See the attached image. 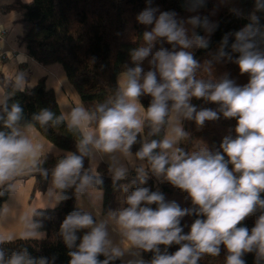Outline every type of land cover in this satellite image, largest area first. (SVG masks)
<instances>
[{
  "label": "clouds",
  "instance_id": "clouds-1",
  "mask_svg": "<svg viewBox=\"0 0 264 264\" xmlns=\"http://www.w3.org/2000/svg\"><path fill=\"white\" fill-rule=\"evenodd\" d=\"M147 2L151 5L152 0ZM205 2L186 0L187 10L198 12ZM230 11L243 16L239 9ZM258 12H264V0H254L249 22L235 33H226L212 58L201 63L195 50L209 48L218 22L198 14L180 19L175 11L146 7L136 19L151 28L130 50L134 66H124L116 89L106 98L92 106L81 102L66 113L44 108L26 120L21 104L9 103L15 92L31 87L27 72L17 70L9 82L13 91L0 94V197L17 200L26 177L39 174L48 179L49 170L43 165L53 145L46 150L32 135L37 125L44 131L63 127L75 139L76 151L56 160L47 203L19 217L20 234H0V264H54L55 256L51 260L33 258L26 247L9 256L3 246L17 240L45 239L40 219L46 218L43 210L68 200L69 189H74L77 200L87 194L96 205L104 182L97 170L100 161L108 164L107 172L114 188L118 185L124 194L125 206L110 209L102 217L98 208L95 216L81 208L64 218L57 235L68 249V264H113L117 260L121 264H199L206 256L219 257L222 245L224 264H246L243 257L248 253H254V264H264V25ZM198 28L204 35L198 34ZM233 36L231 50L226 51ZM233 53L238 54L235 59ZM7 56L11 58L12 53ZM28 59L23 51L16 56L18 63ZM145 60L148 70L143 67ZM214 62L235 63L241 75H248V82L240 86L227 73L217 77ZM142 96L151 97L147 108L140 101ZM193 98L218 108L198 110L191 103ZM221 115L236 120L234 136H225L219 148L200 141L186 147L191 133L185 121H194L201 129L206 121H217ZM136 144L140 147L133 153ZM130 171L135 178L118 184ZM150 175L187 193L192 206L181 207L167 201L159 188L152 191L144 186ZM11 211L5 203L0 218ZM257 212L254 227L239 226ZM186 216L197 218L184 234L181 221ZM81 230L87 231L79 237ZM174 244L179 248L169 254L167 249ZM148 252L153 254L150 260L143 257Z\"/></svg>",
  "mask_w": 264,
  "mask_h": 264
},
{
  "label": "trees",
  "instance_id": "trees-1",
  "mask_svg": "<svg viewBox=\"0 0 264 264\" xmlns=\"http://www.w3.org/2000/svg\"><path fill=\"white\" fill-rule=\"evenodd\" d=\"M157 7L160 11H175L178 18L187 19L192 15L209 16L210 20L218 22L217 30L210 37L208 49L195 50V58L203 63L210 60L216 53L222 37L226 33H235L239 31L249 21L247 16L254 9V0H227L221 3V0H206L205 6L198 12H189L187 10L186 0H152L151 5L147 0H30L28 3L21 0H11L6 10L16 11L20 18L18 20L21 26L22 35L19 38V44L23 46L26 55L42 66L58 64L61 66L65 78L69 85L74 89L80 102L87 106H92L96 102L103 100L111 94L117 87L116 78L121 73L124 66H134L130 60V50L136 48L142 41V33L150 30L151 26H145L138 23L136 17L146 7ZM239 9L243 16L238 17L230 9ZM212 13H215L212 15ZM260 24L264 25V12H258ZM198 34L204 35L202 29L196 30ZM234 42V36L229 38V47L226 51L230 52V45ZM160 45H157V48ZM164 47L171 49L167 43ZM264 48V44L261 45ZM235 59L238 54L233 53ZM214 73L217 77L227 73L229 78L243 86L249 77L247 74L241 75L239 68L232 62H214ZM143 67L148 70L147 60ZM202 75H206L203 74ZM12 79L4 77L0 73V89L2 93L13 91L9 82ZM141 103L145 108L151 101L150 96H142ZM12 102H19L24 109L25 119L30 120L34 113L40 109L48 108L53 112L61 113L52 89L46 87L45 79L40 78L30 88L24 92H15ZM192 104L197 109L218 108L214 103H205L202 99L193 98ZM235 119H225L222 115L217 121H206L201 129H197L194 121H185L184 127L191 133V141L186 145L192 147V143L200 141L209 148H219L222 139L227 135H235ZM42 138L53 145L56 149L63 152H75L76 141L66 130L48 128L44 131L37 125L33 128ZM157 138V137H153ZM140 145L136 144L132 148L135 153ZM63 155L48 154L47 162L43 167L49 172L54 167L56 160ZM85 168L89 162L87 158L84 161ZM231 167V166H230ZM97 170L103 176L102 187V212L114 210L117 207V195L120 192L118 185L114 188L111 177L107 172V165L100 163ZM136 175V174H135ZM135 175L132 178H135ZM48 179H43L39 174L34 177V192H44ZM131 178L119 183H130ZM150 190L157 188L165 195L167 201H175L181 207H191V201L187 198V193L173 187L167 182H158L151 177L144 185ZM135 187V186H133ZM132 190V189H130ZM70 198L60 202L55 208L44 209L43 228L46 232V238L40 241H19L4 245L6 255H11L13 251H18L26 247L30 256L33 258H51L56 257L54 264H68L70 257L67 255L68 249L62 239L57 235L59 227L64 218L74 210H80L76 206V195L74 189L66 192ZM8 195L0 197V207L6 201ZM264 198V194H262ZM151 207L155 208V205ZM260 213L245 219L239 226H246L249 230L254 227L255 220ZM196 216L184 217L181 226L184 228V234L190 230L191 223ZM87 230H81L77 233L82 237ZM79 243V240L77 241ZM163 252L164 246H160ZM179 245L168 247L169 254L174 253ZM152 253H143L146 260H150ZM226 250L221 246L220 256L217 258L204 257L199 264H224ZM246 264H254V253L245 254L243 257ZM99 259H104L100 256ZM113 264H121L119 260Z\"/></svg>",
  "mask_w": 264,
  "mask_h": 264
},
{
  "label": "rangeland",
  "instance_id": "rangeland-1",
  "mask_svg": "<svg viewBox=\"0 0 264 264\" xmlns=\"http://www.w3.org/2000/svg\"><path fill=\"white\" fill-rule=\"evenodd\" d=\"M21 1L28 3L30 0H21ZM10 3H11V0H0V29H3L5 31L6 35L3 37L4 40L9 41L10 45H12L13 47H15L17 49H21L22 47L19 44V38L21 37L22 32H21V26L18 22L20 16L16 11H13V10L7 11L6 10V7ZM52 66L55 68H58L59 71L57 72L56 70H54L53 76L48 75V79L46 81V87L55 89L56 97H57L58 101L61 103L62 110L64 111V113H66L67 110L70 107H72V103H74L73 104V106H74V105L80 104L81 102H80L77 94L75 93L74 89L67 82L61 66L58 64H53ZM28 71L29 70L26 69L27 76L29 79L28 84L32 87L37 82V79L39 77H42V75H44V73H40L39 71L37 72V71L33 70V72L31 74H28ZM118 76H119V74H118ZM118 76L116 78V84L118 81ZM64 91L66 92L65 94H64ZM35 138L38 139L41 143H43L47 148H49V146L52 147V145L50 143H48L44 138L36 137V136H35ZM53 149L56 150L58 155H63L65 153L63 151L56 149L55 147H53ZM101 162L106 164L107 168H108V164L105 161H100L99 164ZM88 167H89V165H88ZM49 175H50V177L48 180V184H47V187H46L44 192H34L33 193L34 177L30 176V177L24 178L23 183L20 185L17 200L10 198L8 196L6 201L3 202L2 206L5 203H7L12 208V211L8 217L0 218V234H5V235L15 234L18 236L20 234V232L23 230V225L20 223L19 217L22 216L29 209L43 207L47 203L45 196H46L48 189L50 187L51 172H49ZM133 175H135V172L130 171V175L128 178H131V180H132ZM124 183H126V182H124ZM102 197H103V195H102ZM82 198H84V196H82L80 198V200H78L77 205L79 207H84V206H82L83 205L82 204V200H83ZM123 199H124V194L121 191L118 192V195H117V204L118 205L114 210L125 206L122 204ZM100 200L96 204L97 206L95 207L94 211H96L98 208L100 211L101 217H102L106 213L102 212V207H101L102 201L100 203ZM49 208H51V207H49ZM46 209H48V208H46ZM94 213H96V212H94ZM113 237L115 239H118V237H116L114 233H113ZM120 263H121V261H120Z\"/></svg>",
  "mask_w": 264,
  "mask_h": 264
},
{
  "label": "crops",
  "instance_id": "crops-1",
  "mask_svg": "<svg viewBox=\"0 0 264 264\" xmlns=\"http://www.w3.org/2000/svg\"><path fill=\"white\" fill-rule=\"evenodd\" d=\"M0 41H1L0 42V51L5 52L6 54L9 53V52L12 53V57L9 58L6 62H1L0 61V73L4 77L12 79L14 77V74L16 73L17 70L26 71V69H27V70H29L28 71V74H31L33 72V70H35L37 72L39 71L40 73H44V75H42V77H39L38 76L39 77L38 79L44 78L45 79V84H46V81L48 79V75L53 76L54 75V73H53L54 70H56L57 72L59 71L58 68H55L52 65L42 66V65L36 63L35 61H33L30 58L28 59V61H26L24 63H18V62H16V56L19 54V52L20 51H23L25 53V50H24L23 46L20 45L22 48L21 49H17L15 47H13L12 45H10L9 41L4 40L3 37L0 38ZM27 79H28V76H27ZM28 81H29V79H28ZM49 89H52L53 90L60 111L61 112H64L62 110L61 103L58 101V99L56 97L55 89L54 88H49ZM65 93L66 92L64 91V94ZM0 94H2V90L1 89H0ZM73 104L74 103H72V106H73ZM32 135L34 137L35 136L36 137H41L34 129L32 130ZM49 148H51V146H49ZM47 149L48 148L46 147V150ZM49 154L58 155L57 152H56V150H54V149H52V151ZM49 177H50V175H49ZM82 199H83L82 200V204H83L82 206H84V207H79L77 205V203H78L77 198H76V206L79 209L83 208L84 210H88V211L92 212L93 215L95 216V213L94 212H96V211H94V209H95V207L97 205H93L91 198L87 194H85L84 195V198H82ZM101 201H102V199L100 200V203H101ZM98 202L99 201L97 200L96 203H98Z\"/></svg>",
  "mask_w": 264,
  "mask_h": 264
},
{
  "label": "built area",
  "instance_id": "built-area-1",
  "mask_svg": "<svg viewBox=\"0 0 264 264\" xmlns=\"http://www.w3.org/2000/svg\"><path fill=\"white\" fill-rule=\"evenodd\" d=\"M5 31L3 29H0V38L4 37ZM9 59V57L7 56V54L5 52L0 51V61L1 62H6Z\"/></svg>",
  "mask_w": 264,
  "mask_h": 264
}]
</instances>
